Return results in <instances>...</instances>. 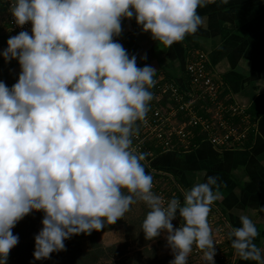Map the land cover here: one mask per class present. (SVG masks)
<instances>
[{"label": "clouds", "instance_id": "clouds-1", "mask_svg": "<svg viewBox=\"0 0 264 264\" xmlns=\"http://www.w3.org/2000/svg\"><path fill=\"white\" fill-rule=\"evenodd\" d=\"M214 2L13 0L15 24L30 23L31 34L10 36L0 52L20 67L11 87L0 81V264L18 243L12 229L33 211L43 213L33 252L42 260L64 250L72 235L116 223L137 201L149 209L141 223L145 239L166 233L169 264H187L194 246L202 264H215L207 217L218 198L217 177L184 191L182 201L153 191L145 153L132 145L153 99L156 69L138 67L136 55L114 39L122 20L134 17L141 31L170 47L197 32L204 23L197 9ZM258 234L240 215L228 233L240 259L264 264Z\"/></svg>", "mask_w": 264, "mask_h": 264}, {"label": "crops", "instance_id": "crops-1", "mask_svg": "<svg viewBox=\"0 0 264 264\" xmlns=\"http://www.w3.org/2000/svg\"><path fill=\"white\" fill-rule=\"evenodd\" d=\"M204 20L196 33L170 47L158 45L149 32L141 31L135 18H124L122 32L114 39L129 56L136 55L138 67L156 69L153 79L171 82L187 89L190 86L185 66L190 50L206 54L207 64L215 80L220 82L227 99L249 108L264 94V0H215L197 9ZM146 55V59H142ZM154 86L150 89L153 93ZM254 128L248 147L221 148L201 140L185 152L167 150L150 159V165L167 173L183 191L217 177L211 204L227 223L224 246L232 253L228 233L239 226V216H249L258 230L254 243L264 255V105L257 103ZM166 233L156 245L166 248ZM168 249V248H166ZM233 264H257L242 260L234 251Z\"/></svg>", "mask_w": 264, "mask_h": 264}, {"label": "built area", "instance_id": "built-area-1", "mask_svg": "<svg viewBox=\"0 0 264 264\" xmlns=\"http://www.w3.org/2000/svg\"><path fill=\"white\" fill-rule=\"evenodd\" d=\"M0 1L13 35L22 30H28L31 34L30 23L23 27L15 24L10 12L13 0ZM185 71L190 84L187 89L171 82L160 83L155 80L149 111L144 121H138L139 134L134 137L132 145L136 152L145 153V159L141 163L153 177V191L165 201L173 196L182 201L183 191L176 183L169 184L163 178H169L167 173L150 165L155 151L185 152L193 146L197 133L204 136L202 140L217 147H240L254 128L253 118L250 119L245 106L221 99L222 86L212 76L203 51H189ZM207 219L215 242V264H233L234 249L229 253V248L224 246L227 240L224 233L227 228L225 219L215 207L209 212ZM179 223V217L173 220L174 226ZM201 257L202 252L194 246L189 254L190 264H202Z\"/></svg>", "mask_w": 264, "mask_h": 264}, {"label": "trees", "instance_id": "trees-1", "mask_svg": "<svg viewBox=\"0 0 264 264\" xmlns=\"http://www.w3.org/2000/svg\"><path fill=\"white\" fill-rule=\"evenodd\" d=\"M0 11H3L0 1ZM10 36H14L11 31L8 33L0 31V52L7 47V39ZM18 65V61L12 59L6 62L2 55H0V81L11 87L18 79L19 73L13 72V69ZM220 97L224 102H231L224 96L223 91L220 92ZM257 103L264 105V94L260 95L257 100L246 109L250 119L253 118L259 112ZM253 131L250 132L242 145L248 147L252 140ZM204 136L200 133L196 134L194 138V144H198ZM193 144V145H194ZM159 154L155 151V155ZM168 180L169 184H174V181L168 177H163ZM138 203V211L134 213L136 209L135 205ZM149 209L143 202L137 201L132 204L130 210L125 213L124 217L118 219L114 224H106L104 229L100 231L93 230L91 234H78L72 235L71 238L64 240L65 249L53 252L50 254V258L35 260L33 257L34 252V236L41 229V220L43 213L41 211H33L21 219L15 227L12 229L13 234L18 235V243L9 252L7 264H100L98 259L100 258L101 249L107 248L110 252V257L114 260L112 264H169L173 259L172 252L166 253L160 256L149 245L158 240L160 236L146 240L144 233L141 230V223ZM122 229L125 234V239L118 243L109 245L107 247H101L99 243V233L112 230ZM88 238L89 249L83 250L80 248L82 238ZM129 245L135 248L134 254L128 255L127 248ZM190 264V258L188 256V262Z\"/></svg>", "mask_w": 264, "mask_h": 264}, {"label": "rangeland", "instance_id": "rangeland-1", "mask_svg": "<svg viewBox=\"0 0 264 264\" xmlns=\"http://www.w3.org/2000/svg\"><path fill=\"white\" fill-rule=\"evenodd\" d=\"M5 17H6V14L3 11L2 12L0 11V31L8 33L10 29L6 22ZM13 72L15 73L20 72L19 64L13 69ZM135 207L136 209L134 210V213L138 211V203L135 205ZM124 239H125V234L122 229H112V230L99 233V243L101 247H107L109 245L123 241ZM156 242L157 240L152 242L149 245V247L153 248L160 256L171 252L168 246L166 247L168 249L162 247V245L160 246V248H158V246L156 245ZM89 247L90 246H89L88 238L86 237L82 238L80 248H82L83 250H88ZM100 249L102 252L100 254V258L98 259V262L100 264H112L114 259L110 257V252L108 251V249L107 248H100ZM127 250H128L127 254L132 255L134 254L135 248H132V246L129 245Z\"/></svg>", "mask_w": 264, "mask_h": 264}]
</instances>
